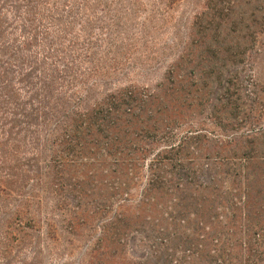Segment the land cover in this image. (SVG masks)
<instances>
[{"label": "trees", "instance_id": "obj_1", "mask_svg": "<svg viewBox=\"0 0 264 264\" xmlns=\"http://www.w3.org/2000/svg\"><path fill=\"white\" fill-rule=\"evenodd\" d=\"M210 41L195 49L197 64L189 50L157 83L93 99L81 70L68 73L77 48L40 51L51 175L70 180L77 168L84 229L101 218L83 264H264V108L245 74L225 68L227 48ZM134 232L148 249L138 262L122 251Z\"/></svg>", "mask_w": 264, "mask_h": 264}, {"label": "rangeland", "instance_id": "obj_2", "mask_svg": "<svg viewBox=\"0 0 264 264\" xmlns=\"http://www.w3.org/2000/svg\"><path fill=\"white\" fill-rule=\"evenodd\" d=\"M53 2L0 0V264H83L101 220L93 218L92 229H84L79 171L71 166L72 179L56 180L55 167L47 163L49 108H38L46 100L35 77L45 69L44 46L68 57L79 50L80 61L77 56V67L71 64L68 73L81 70L93 99L109 88L157 83L189 50L187 57L197 64L195 49L211 40L227 48L225 68L245 74L253 104L264 108V0ZM92 64L105 70L89 72ZM75 87L81 95L86 85ZM140 237L131 234L122 250L129 261L148 252Z\"/></svg>", "mask_w": 264, "mask_h": 264}]
</instances>
